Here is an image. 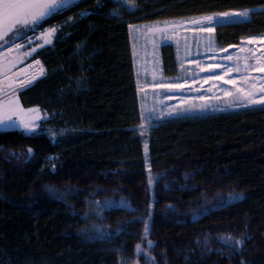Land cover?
I'll return each mask as SVG.
<instances>
[{
  "label": "trees",
  "instance_id": "trees-1",
  "mask_svg": "<svg viewBox=\"0 0 264 264\" xmlns=\"http://www.w3.org/2000/svg\"><path fill=\"white\" fill-rule=\"evenodd\" d=\"M136 3L118 15L113 0H83L42 24L73 15L18 95L56 136L0 130V264H264V106L156 123L149 169L129 27L264 0ZM241 21L217 24L219 45L264 35V12ZM162 53L175 74L174 46Z\"/></svg>",
  "mask_w": 264,
  "mask_h": 264
},
{
  "label": "rangeland",
  "instance_id": "rangeland-1",
  "mask_svg": "<svg viewBox=\"0 0 264 264\" xmlns=\"http://www.w3.org/2000/svg\"><path fill=\"white\" fill-rule=\"evenodd\" d=\"M204 16V15H203ZM202 16H191V17H180V18H173V19H166V20H157L153 23L144 24V23H131L130 25H135V28H131V33L133 37V42L135 43V55L133 60L135 59V65H136V73L138 75V93H139V103H140V111L141 107L143 105V116L141 115V124L145 125V135H141L145 139H147V144H149L148 141V135L151 130V128L157 123L154 119H148L149 113H153V110H167L169 106H177L175 103L170 102V96L166 97V94L173 93L174 97L179 100L180 89H163V88H153L152 85L155 83L159 84H165V76L162 72L161 67V61H160V50L158 49L160 41L169 42L168 44H171L172 46H175L178 48V53L180 54V46L181 44H187V43H200L199 37H195L193 35L194 32L197 30H194L193 24L191 21L193 20H199ZM241 20H244L241 18ZM168 21L170 23H174L176 25H179L177 27L175 32H165L163 34L161 33H153L149 31V27H155L160 26L163 27V24H159L157 22H163ZM186 22H190L189 24H186ZM231 22V21H229ZM212 24H216L213 22ZM211 25V24H210ZM209 26V25H208ZM187 27V28H186ZM210 27V26H209ZM44 28V26L40 27L37 31H27V37L31 38V41L27 38L20 39L15 38L14 42L16 44L23 45L20 49L13 48V51L11 53L7 52L8 48L13 47V44L4 43V40L12 41L13 40V33H8L7 36L4 37V40H0V52L5 53V56L3 58H0V65H2L4 68H8L10 64H13L14 66L10 67V70L6 71L4 75H15L16 73H22L17 77V79H25L28 76L35 75L36 79L33 80V83L43 77V75L40 74L41 69L43 70V73L45 72V67L42 64L41 60L39 58H35L36 52L43 46L42 37L40 31ZM183 32V33H182ZM182 33V35H181ZM260 35H253V36H262ZM145 38V41L143 42V39ZM40 45V47H37V45ZM238 46H232L227 47V51H219L221 62L224 67V70L227 67H232L234 70L232 72H229L227 75H224V70L221 72L220 75H224L223 80L217 79L218 86L216 82H213L216 79H208L206 81L207 75H198L197 80L195 83L191 84L189 83V92H195L193 89H197L199 91H205V90H212L219 88V99L214 102H210L207 105V110H228V112H234L238 110H243L246 108H253V107H262V105H249L247 107L245 106H232V103H238V100L235 99L236 94L234 91V86L232 84L226 83L228 80H235L237 83L235 87H241V88H250L253 84H255L256 88L259 89L261 84H264V79H261L264 77V73H260L258 71L253 72H246L244 69L245 65V57L249 56V54L246 51H241V49H247L251 48L255 50V55L259 56L261 52V48L264 49V44H248L246 38L243 39ZM221 49H225V46H221ZM31 48H36L35 52H32L31 55L25 56V53H29L31 51ZM175 50V48H174ZM178 54V57H179ZM226 56H232L234 59L231 61H227L224 63V57ZM240 57L239 63H236L235 58ZM39 61V64H36L35 62ZM245 61V62H244ZM247 63L249 65H252L255 63L254 59L249 58L247 60ZM203 67V66H202ZM239 67L240 72L235 71V69ZM242 77H247V81L245 82ZM3 78V75H0V79ZM206 81V82H205ZM197 84V85H195ZM141 88H144V92L142 93L140 91ZM229 90L233 92V95L226 96L224 94L225 90ZM22 90V89H20ZM20 90L17 91L16 95L20 92ZM5 91L7 92L8 89L5 86ZM179 94V95H178ZM177 95V96H176ZM0 98H7V97H0ZM20 102V99H19ZM179 104V103H176ZM20 105L23 109H25V119L30 120L35 125V130H29L24 128L22 125H19V118L14 117L13 119L17 121V126L8 130H21L26 133H34L38 132L40 130L46 131L48 134H50L53 137L54 130L46 127L45 129L41 128V121L49 118V115L42 110L39 106H33V107H24L21 102ZM219 107V108H217ZM28 109H35L33 112H28ZM222 113V111L220 112ZM227 113V112H226ZM180 114V113H179ZM215 114V113H214ZM213 115V114H211ZM178 115H175L173 117H166L161 119L159 122L176 118ZM140 124V125H141ZM140 125L138 126L137 130L139 133H141ZM56 136V133H55ZM146 159L148 162V168L150 169V163H149V145L147 148V151H145ZM153 186V185H152ZM111 203L105 202L104 206L107 207ZM149 227L148 232L146 233V237L149 235ZM148 238V237H147ZM147 248H151L152 245H149L148 241L146 240ZM146 251V248H141ZM139 254H143L140 250ZM151 256V255H150ZM152 257V256H151ZM148 258V256H147ZM132 264H142L140 261L136 260ZM148 264H154L152 260L148 258Z\"/></svg>",
  "mask_w": 264,
  "mask_h": 264
},
{
  "label": "snow or ice",
  "instance_id": "snow-or-ice-1",
  "mask_svg": "<svg viewBox=\"0 0 264 264\" xmlns=\"http://www.w3.org/2000/svg\"><path fill=\"white\" fill-rule=\"evenodd\" d=\"M83 2V0H0V40H4V37L8 35V33H13V40L8 41L4 40V43H12L13 47L8 48L7 52L11 53L13 48L20 49L23 47L21 44H16L14 42L15 38L20 39H29L27 37V31L35 32L42 24L56 16L63 15L66 11H69L71 7L78 5L79 3ZM114 3L119 5L118 8L113 9V12H116L118 15L121 14V8H131L134 10H140V6L136 3V0H113ZM97 6L103 7L104 5L100 4V0H97ZM260 12H264V5L260 7L254 8H244L241 10L232 9L229 11L224 12H212L209 15L202 16L199 20H193L191 23L195 26L194 30L200 32H207L211 34L214 29L209 27L208 25L212 24L213 22L217 24H223L226 22H242L241 18L244 20H250L253 14H257ZM88 14H94L92 11H89ZM111 15V13H110ZM72 17H69L68 20L64 22L67 24ZM159 24H163V27L155 26L149 27V31L153 33H165V32H175L179 25L174 23H170L168 21L157 22ZM64 25L53 26L49 27L45 32H42L40 35L44 39V43H50L48 37H52L57 33L58 27L62 28ZM130 28H135V25H130ZM248 44H264V35L262 36H250L246 38ZM214 41L209 39L206 44V51H214L213 48ZM2 47V45H0ZM37 47H40L38 44ZM232 47V45H229ZM36 48H31L29 53H25V56L31 55L32 52H35ZM220 51H227V49H220ZM241 51H246L249 56L245 57V65L244 69L246 72H253L258 71L260 73H264V52H261L259 56L255 55V50L251 48L241 49ZM5 53L0 52V58H3ZM251 58L255 60V63L249 65L247 60ZM224 60L231 61L234 58L232 56H226L223 58ZM240 57H236V63H239ZM39 64V61L35 62ZM190 63L194 64L197 68L201 71H204L205 68L200 65V63L196 60H191ZM14 66L10 64L9 67L6 69L2 65H0V75H3V79H0V97H7L0 98V130H8L17 126V121L14 120V117L19 118V125H22L24 128L29 130H35V125L32 121L25 119V109L22 108L19 102V97L16 95L17 91L20 89H24L28 86H31L33 80L36 79V76L33 74L31 76L26 77L25 79H17L19 75L22 73H16L14 76H7L4 73L10 70V67ZM183 68V64H181ZM222 64L219 63H210L207 65L208 69H216L221 68ZM234 69L232 67H227L224 70V75H227L229 72H232ZM235 71L240 72V68L237 67ZM43 75V70L41 69L40 72ZM224 75L213 77L208 76V79H219L223 80ZM242 79L246 82L247 77H242ZM261 79H264L262 77ZM7 81L6 87L8 91H5V82ZM205 81V82H206ZM228 84H232L234 86V91L236 94L235 99L238 100V103H232V106H249V105H262L264 106V84H261L260 88L257 89L255 84H253L250 88H241L235 87L236 81L235 80H228L226 81ZM153 88H163V89H183L187 87L186 83H168V84H159L155 83L152 85ZM140 91L143 93L144 88H141ZM224 94L226 96H232L233 92L229 90H225ZM202 101L205 99L204 97H199ZM191 104V101H188ZM204 104H201V107H204ZM191 108H178L176 106H169V108L165 110H153L155 113H149L148 119H154L159 123V121L166 117H173L178 115L181 112L190 111ZM28 112H33L35 109H28ZM143 105L141 107V115L143 116ZM145 125H140L141 135H145ZM53 138L55 139V133L52 134ZM145 151H147L148 144L147 139L144 142ZM28 153H32V149H28ZM46 160L57 159L55 156L46 157ZM150 167V166H149ZM51 170L55 171V165L51 166ZM151 183V178L149 180ZM52 190V189H50ZM242 193H237L236 198H242ZM207 211V209H205ZM151 217V213L148 214ZM148 232L147 225L145 226V233ZM250 238V237H249ZM227 241H230L234 246H243L245 243V239H235L231 236L225 237ZM149 245H152L151 241H148ZM137 249H140V245H137ZM148 258L154 261V258L148 254ZM244 264V262H241Z\"/></svg>",
  "mask_w": 264,
  "mask_h": 264
},
{
  "label": "crops",
  "instance_id": "crops-1",
  "mask_svg": "<svg viewBox=\"0 0 264 264\" xmlns=\"http://www.w3.org/2000/svg\"><path fill=\"white\" fill-rule=\"evenodd\" d=\"M152 22H143L144 24H149L153 23ZM190 22H186V24H189ZM139 24V23H138ZM211 28L214 29V31L209 34L207 32H200L196 31L193 33L195 37H199L200 43H187V44H181L179 50L180 54L178 53V48H175V55H176V60L178 63V69L175 74H167L165 71V65H164V59H163V53H162V46L165 44H168L169 42L165 41H160L158 49L160 50V61H161V67H162V72L165 76V84L168 83H186L187 87L180 89V94L179 100L174 97L173 93L166 94V97L170 96V102L175 105L178 108H191L190 111L187 112H181L178 114V117H193V116H207L211 114H217L222 112H228V110H207V105L210 102L217 101L219 99V88L217 87L216 89L212 90H205V91H199L197 89H193L195 92H189V83L193 84L195 81L198 79V75H207V76H213V77H218V75L223 72L225 65L222 64V60L220 57V45L217 41V25L216 24H211L209 25ZM192 27H195L194 25ZM187 28V27H186ZM183 33V32H182ZM181 33V35H182ZM130 34H131V44H132V55L134 58L135 55V43L133 42V37L131 33V28H130ZM250 37V36H247ZM244 37L243 39L247 38ZM211 39L214 41V51H206V44ZM242 39V40H243ZM241 40V41H242ZM145 41V38L143 39V42ZM173 44V43H171ZM240 44H233L232 46H238ZM229 46H225V49ZM264 51V49L261 48V51ZM179 54V57H178ZM191 60H196L200 63L201 66L205 68L204 71H201L199 68H197L194 64L190 63ZM219 63L222 64L221 68H216V69H208L207 65L210 63ZM224 63L226 60L223 61ZM245 62V61H244ZM181 64H183V68L181 67ZM134 65H135V59H134ZM135 73H136V65H135ZM213 82H216L218 86L217 79L214 80ZM136 83L138 85V75L136 73ZM197 85V84H195ZM178 94V95H179ZM19 97V95L17 94ZM177 96V95H176ZM199 97H204L205 99L202 101L199 99ZM20 99V98H19ZM191 101V104L188 103V101ZM21 102V100H20ZM179 103V104H176ZM22 104V103H21ZM201 104H204V107H201ZM219 108V107H217Z\"/></svg>",
  "mask_w": 264,
  "mask_h": 264
},
{
  "label": "built area",
  "instance_id": "built-area-1",
  "mask_svg": "<svg viewBox=\"0 0 264 264\" xmlns=\"http://www.w3.org/2000/svg\"><path fill=\"white\" fill-rule=\"evenodd\" d=\"M69 17H72V18H73V15H67V16H65V17H63V18H61V19H59V20H55V21L51 22L50 24L46 25L44 28H42V30L40 31V33L45 32L49 27L59 26V25H62V24L64 25L62 28L58 27L57 33H56L54 36H52V37H48V39L50 40V43H44V39L42 38L43 41H41V42H42L43 46H47V45H52V44H53L54 39H55V37L57 36V34H58L60 31H62V30L64 29V27H65L69 22L73 21V19H72V20H70L67 24H64V22H65L66 20H68ZM45 74H46V71L43 73V76H44ZM7 76H11V75H7ZM12 76H13V75H12ZM1 79H3V78H1ZM6 84H7V81L5 82V86H6Z\"/></svg>",
  "mask_w": 264,
  "mask_h": 264
}]
</instances>
